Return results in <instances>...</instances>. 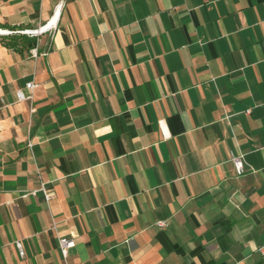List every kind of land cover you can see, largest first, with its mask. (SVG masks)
<instances>
[{
    "label": "crops",
    "instance_id": "1",
    "mask_svg": "<svg viewBox=\"0 0 264 264\" xmlns=\"http://www.w3.org/2000/svg\"><path fill=\"white\" fill-rule=\"evenodd\" d=\"M59 4L0 35V264H264V0H0V29Z\"/></svg>",
    "mask_w": 264,
    "mask_h": 264
},
{
    "label": "built area",
    "instance_id": "2",
    "mask_svg": "<svg viewBox=\"0 0 264 264\" xmlns=\"http://www.w3.org/2000/svg\"><path fill=\"white\" fill-rule=\"evenodd\" d=\"M60 8V4L57 8V12L54 16H52L48 21H46L43 25L37 27V28H23V29H17V30H11V29H0V35H11V34H21V35H28V36H37L38 34L45 32V31H52V29L55 27L56 24V15L58 14V10ZM56 17V18H55ZM31 54L33 56L37 55V49L36 47L32 48ZM26 88L28 89L29 93L24 94L21 89L16 91L17 99L18 100H32V90L36 87V84L33 81H29L25 84ZM30 110H33V107L30 108ZM247 113L250 112V110H246ZM31 142H29V146H31ZM230 161L232 162L234 169L236 171L237 175H242L247 171V167L245 165L244 160V154L238 153V154H231ZM40 190L44 194L45 201L48 203L52 200L53 194L44 186L43 183L40 185ZM32 194L36 193V190H33L31 192ZM157 224L159 226H164V221H158ZM75 246V241L67 236L61 235L58 237V248L62 255V257L66 260L67 254L69 249L73 248ZM15 247L17 248L18 255L20 257H24L25 251L22 246V242L20 240L15 241ZM67 264V263H65Z\"/></svg>",
    "mask_w": 264,
    "mask_h": 264
},
{
    "label": "trees",
    "instance_id": "3",
    "mask_svg": "<svg viewBox=\"0 0 264 264\" xmlns=\"http://www.w3.org/2000/svg\"><path fill=\"white\" fill-rule=\"evenodd\" d=\"M10 40H11V38H10ZM19 40H21L20 42H22V45L27 44L28 47L33 44V41H31L28 38H20ZM20 42L14 40L11 42H5V44L10 46V47H17L21 44Z\"/></svg>",
    "mask_w": 264,
    "mask_h": 264
},
{
    "label": "bare ground",
    "instance_id": "4",
    "mask_svg": "<svg viewBox=\"0 0 264 264\" xmlns=\"http://www.w3.org/2000/svg\"><path fill=\"white\" fill-rule=\"evenodd\" d=\"M56 17H57V15H56ZM56 17H55V18H56Z\"/></svg>",
    "mask_w": 264,
    "mask_h": 264
}]
</instances>
